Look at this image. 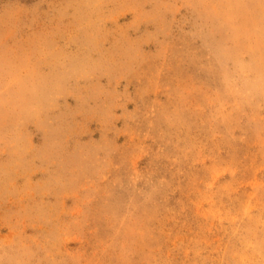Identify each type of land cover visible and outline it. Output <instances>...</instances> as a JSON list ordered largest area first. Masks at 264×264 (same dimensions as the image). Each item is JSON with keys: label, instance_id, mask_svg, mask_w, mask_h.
<instances>
[{"label": "rangeland", "instance_id": "1", "mask_svg": "<svg viewBox=\"0 0 264 264\" xmlns=\"http://www.w3.org/2000/svg\"><path fill=\"white\" fill-rule=\"evenodd\" d=\"M0 264H264V0H0Z\"/></svg>", "mask_w": 264, "mask_h": 264}]
</instances>
